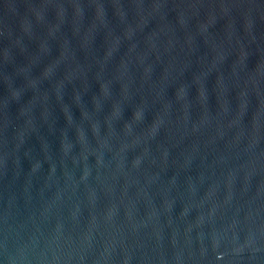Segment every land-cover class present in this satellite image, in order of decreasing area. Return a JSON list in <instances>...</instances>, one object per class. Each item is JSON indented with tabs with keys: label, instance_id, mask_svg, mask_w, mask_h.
Returning <instances> with one entry per match:
<instances>
[{
	"label": "water",
	"instance_id": "water-1",
	"mask_svg": "<svg viewBox=\"0 0 264 264\" xmlns=\"http://www.w3.org/2000/svg\"><path fill=\"white\" fill-rule=\"evenodd\" d=\"M0 264H264V0H0Z\"/></svg>",
	"mask_w": 264,
	"mask_h": 264
}]
</instances>
